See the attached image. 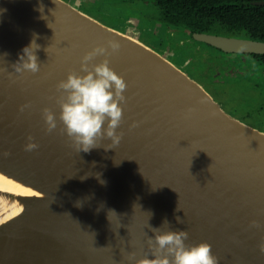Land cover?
I'll list each match as a JSON object with an SVG mask.
<instances>
[{"label":"water","instance_id":"obj_1","mask_svg":"<svg viewBox=\"0 0 264 264\" xmlns=\"http://www.w3.org/2000/svg\"><path fill=\"white\" fill-rule=\"evenodd\" d=\"M34 37L40 71L16 73ZM193 38L264 55L261 41ZM109 41L119 51L90 63L109 59L127 83L123 137L78 152L62 124L47 131L43 110L59 118L57 84L86 74L83 56ZM30 142L38 147L26 151ZM0 170L46 195L24 198L23 212L0 227L12 233L0 264H135L129 253L154 258L152 228L187 231L186 244L207 242L219 264H264V131L228 114L165 55L69 2L0 0Z\"/></svg>","mask_w":264,"mask_h":264},{"label":"clouds","instance_id":"obj_2","mask_svg":"<svg viewBox=\"0 0 264 264\" xmlns=\"http://www.w3.org/2000/svg\"><path fill=\"white\" fill-rule=\"evenodd\" d=\"M37 38L34 37L30 45L23 49L18 62L13 65L16 73L29 71L36 74L40 71L41 64L36 52L41 45L36 42ZM119 48L118 42L109 41L107 46L98 45L85 54L81 60V72L86 74L72 71L66 80L57 84V91L60 93L57 103L61 109L59 118L57 119L51 109L43 110L47 131L52 132L57 129L58 123L62 124L61 131L66 133L78 152H90L99 147V142L105 139H110L114 146H118L122 140L123 133H118L117 129L123 122L122 103L126 102L124 93L127 83L124 77L109 66V59L105 58L99 64L90 63L97 56H111L119 51ZM37 147L35 143L30 142L25 146V150L33 151ZM109 212L115 213L114 210ZM176 219L182 223L180 217ZM253 224L255 225V222ZM162 225L168 226L170 223L165 220ZM151 230L155 235L149 238L148 243L154 258L138 261L135 253H129V261H135V264H219L211 245L207 242L186 244L189 239L187 231L161 232L160 228ZM260 250L264 252V244Z\"/></svg>","mask_w":264,"mask_h":264},{"label":"rangeland","instance_id":"obj_3","mask_svg":"<svg viewBox=\"0 0 264 264\" xmlns=\"http://www.w3.org/2000/svg\"><path fill=\"white\" fill-rule=\"evenodd\" d=\"M63 1L75 5L109 27L165 50L168 59L173 55L175 65L203 85L228 114L264 131V74L257 60L246 57L237 65V71H241L235 80L227 77L220 80L221 59L216 55V58H209L211 49L187 40L184 33L172 29L168 31L160 21V11L154 0Z\"/></svg>","mask_w":264,"mask_h":264},{"label":"trees","instance_id":"obj_4","mask_svg":"<svg viewBox=\"0 0 264 264\" xmlns=\"http://www.w3.org/2000/svg\"><path fill=\"white\" fill-rule=\"evenodd\" d=\"M262 1L264 0H154L160 11V21L168 31L172 29L182 32L187 40L194 42V34L202 33L264 42V6L253 4ZM196 43L211 49L209 58L216 55L221 59L220 80L226 77L231 81L235 80L241 71H237V65L246 57L257 60L264 74V55L226 54L204 43ZM151 47L165 55V50ZM172 57L173 55L169 60L174 63ZM245 77L248 76L245 74Z\"/></svg>","mask_w":264,"mask_h":264},{"label":"bare ground","instance_id":"obj_5","mask_svg":"<svg viewBox=\"0 0 264 264\" xmlns=\"http://www.w3.org/2000/svg\"><path fill=\"white\" fill-rule=\"evenodd\" d=\"M27 197L44 198L46 195L0 170V227L23 212L22 200ZM11 238V231H0V242L7 243Z\"/></svg>","mask_w":264,"mask_h":264},{"label":"flooded vegetation","instance_id":"obj_6","mask_svg":"<svg viewBox=\"0 0 264 264\" xmlns=\"http://www.w3.org/2000/svg\"><path fill=\"white\" fill-rule=\"evenodd\" d=\"M262 109V111H263V108H261Z\"/></svg>","mask_w":264,"mask_h":264}]
</instances>
